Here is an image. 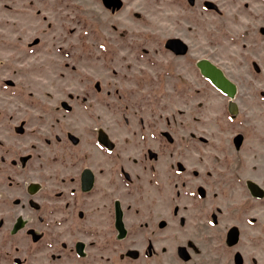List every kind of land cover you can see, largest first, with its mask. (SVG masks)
<instances>
[{
    "label": "rangeland",
    "instance_id": "1",
    "mask_svg": "<svg viewBox=\"0 0 264 264\" xmlns=\"http://www.w3.org/2000/svg\"><path fill=\"white\" fill-rule=\"evenodd\" d=\"M107 2L0 0V264H264V0Z\"/></svg>",
    "mask_w": 264,
    "mask_h": 264
},
{
    "label": "water",
    "instance_id": "2",
    "mask_svg": "<svg viewBox=\"0 0 264 264\" xmlns=\"http://www.w3.org/2000/svg\"><path fill=\"white\" fill-rule=\"evenodd\" d=\"M106 5L109 3L107 0H103ZM114 9V7H113ZM166 45L176 54H185L187 51L186 45L179 39H169ZM196 66L199 68L200 73L219 91L226 94L229 97H233L236 93L235 84L226 76L223 70L214 64L212 61L206 58L197 60ZM239 137H237V140ZM93 184V174L89 169H84L81 174V189L88 191ZM116 227L122 233L124 226L122 222V211L117 203L116 205Z\"/></svg>",
    "mask_w": 264,
    "mask_h": 264
},
{
    "label": "flooded vegetation",
    "instance_id": "3",
    "mask_svg": "<svg viewBox=\"0 0 264 264\" xmlns=\"http://www.w3.org/2000/svg\"><path fill=\"white\" fill-rule=\"evenodd\" d=\"M180 55V54H179ZM84 169H89L91 172H92V174H93V184H92V187H91V189L93 188V186H94V173H93V171L90 169V168H87V167H85V168H83L82 169V171L84 170ZM82 171H81V173H80V189H81V174H82ZM90 189V190H91ZM90 190H88V191H83L82 189H81V191L82 192H89ZM117 203H118V201H116L115 202V213H114V226H115V228H116V230H117V238H119V239H123L124 237H125V235H126V232H127V230H126V228H125V226H124V223H123V226H124V231L121 233L120 232V230H118V228L116 227V205H117ZM119 204V203H118ZM119 206H120V204H119ZM120 208H121V206H120ZM121 211H122V208H121ZM122 222H123V211H122ZM20 220H18V221H16V223H15V227H14V229H16V230H18V229H20ZM82 247H83V244H82V242H80V241H78L77 243H76V245H75V250H76V252H77V254H81V251H82Z\"/></svg>",
    "mask_w": 264,
    "mask_h": 264
},
{
    "label": "bare ground",
    "instance_id": "4",
    "mask_svg": "<svg viewBox=\"0 0 264 264\" xmlns=\"http://www.w3.org/2000/svg\"><path fill=\"white\" fill-rule=\"evenodd\" d=\"M235 102V101H234ZM237 107V106H236Z\"/></svg>",
    "mask_w": 264,
    "mask_h": 264
}]
</instances>
